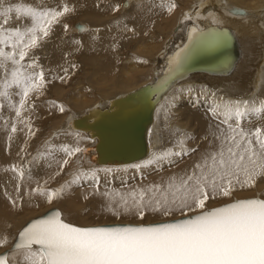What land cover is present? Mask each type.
Wrapping results in <instances>:
<instances>
[{"label":"snow or ice","instance_id":"obj_1","mask_svg":"<svg viewBox=\"0 0 264 264\" xmlns=\"http://www.w3.org/2000/svg\"><path fill=\"white\" fill-rule=\"evenodd\" d=\"M69 11L66 5L58 11L0 0V109L14 111L20 123H26L22 112L31 110L30 95H38L45 84L32 52ZM25 18L30 26H11ZM63 27L68 31L67 24ZM13 97L19 98L18 104ZM209 111L218 120L215 144L190 169L147 185L129 186L121 178L120 189L104 192L99 191V170L78 169L59 189L34 190L51 203L80 181L91 182L94 194L106 200L114 216H133L134 222L76 226L54 210L27 223L14 238L11 254H0V264H264V199L235 196L254 190L264 179V101L258 106L256 101H222ZM253 118L261 122L246 127ZM16 130L13 125L11 131ZM59 151L65 156L59 165L63 171L82 150L63 145ZM188 154L183 147L179 152L167 150L150 164L162 168ZM13 171L18 180L25 179L22 168L14 166ZM218 199L229 202L208 206ZM148 216L169 219L145 223ZM8 243L6 236L0 238V246Z\"/></svg>","mask_w":264,"mask_h":264},{"label":"bare ground","instance_id":"obj_2","mask_svg":"<svg viewBox=\"0 0 264 264\" xmlns=\"http://www.w3.org/2000/svg\"><path fill=\"white\" fill-rule=\"evenodd\" d=\"M105 1L106 0H9V2L12 4L22 3L25 5L41 8L46 6L48 8H55L58 11H62L63 7L66 5L70 11L65 13L64 16L60 17L59 19L66 21L68 16L73 13L81 19H87L91 22L95 21V25H89L82 20L74 23L73 29L75 30L76 35L70 33L68 34L67 31L64 30V24L58 28L56 25H54V29L49 35L53 38V41L49 43L50 54L48 55V49L46 47H42L39 51V54L38 52H35V50L32 52V55H34L36 58L37 64L43 69L45 84L38 95L35 93L30 95L28 103L32 105L31 109L34 107L31 111L44 110L48 112V109L52 110L53 107H57L56 109H53L52 111L49 110L50 112H48V114L53 116L56 115V117L52 118L48 115L47 117L44 116V120L41 121L42 125H46V119H50L47 121V124L52 122V125H55L56 121H59L57 116L59 117L60 114L63 113L61 111V106L57 105L58 103L56 104V102L61 99L60 96H55V94L53 95L52 91H61L62 93V83H64L66 78V80H68V78H71L74 74L73 63L76 57L73 56L77 54L75 48H79L82 52H85L84 60L86 61V64H92L90 62L91 60L97 62L98 72H100L103 67H107L105 75L106 80L108 79L107 81L111 80L113 82L112 84L115 86H120L123 82L127 84V81L122 79L125 76L122 78L114 76L120 69L119 66L121 65V62L118 63V49L123 50V48L130 47L129 44L135 40H133V36L127 35V32L130 31L132 33L133 30H135L136 33H138L137 36H140L139 46L146 44L148 46H143V51L146 55L144 57L140 56L131 61L132 66H130L131 68L126 71V75H128L127 77L129 78L128 80L133 82L137 79H140V82H137L134 86H131V84L129 85L130 87L125 86L127 88H124L126 90L123 92V94L144 84L155 83L158 77H160L163 73L164 68H166L167 60L171 58V68L169 74L167 73L165 79H163L165 81L167 80L168 83L165 84V82H162L156 87L159 89L158 86L161 87V85H166V91L160 97V100L154 107L153 120L150 124V133L148 136L150 152L145 158L128 164H92V161L96 157V147L98 143V138L96 137L97 135L90 133V131L76 129L73 127L72 122L74 119L81 117L85 112H87V110L91 108H104L108 106L110 100L118 95L113 97L111 96L110 98L107 97L108 99L106 101L96 100L90 105V107L82 110L81 103L84 101L83 97H86V95L85 93H80L78 99H82L81 101L78 100L76 103H74L75 101L68 99L70 102L69 109H71V113L66 122H64V128L65 130L70 129L84 133L83 135L85 136L83 137L89 146L84 148V144L82 145L78 138H73L67 143H63L60 141V139H57L51 141L48 145H44L45 147L39 150L37 156L41 157L40 161L37 158L38 160L35 159L36 161L34 162L29 160V163L27 158H21L23 157L21 153L19 156H17V161L23 165L22 167L25 165V179L23 180V186H20L21 188L19 193H17L16 186L10 184V182L7 184L2 179V177H4V175L8 176L5 174L6 172L9 174L8 155L9 151L13 149L9 147L13 143V137L18 135L19 139H21L30 132H28V125L26 126V123H20L16 119L14 111H10L5 106L2 109L4 113V120L3 122L1 121L2 125H0V212L4 211L9 206V204L16 207L17 211H21L23 213L27 209H40L44 207L45 204L48 205L55 202L54 199L51 203H49L47 198L39 193V199L34 200V203H32L33 201L28 202L25 198L24 199L28 203L23 204L20 201H24V199H22V195L25 194L28 196L30 191H34L36 189L34 185L37 183H47L52 186L58 177L61 176L62 171H60L59 165L63 162L65 156L63 152L59 151V149L63 145L79 147L82 150L83 156L81 158L82 163L79 168L83 169L91 166H95V168L98 167V176L100 182H104L106 180H118V182H115L121 184V178L125 180L130 178H135L134 180L141 178V173L145 172V169L160 168L155 164H150V161L156 154L163 153L162 151H167L168 148L171 147L173 148L171 151L179 152L184 145L185 147L183 148L187 150L189 154L185 155L183 158L174 157L173 159L176 161L174 164H168L165 162L163 167L184 164V170H186L190 169L191 166L196 161H198L202 153L214 147L215 141L213 132L216 128L218 120L210 113L209 108L211 106L220 104L222 101L238 100L256 101L258 106L260 101H264V0H192L189 6L186 5L187 7H184L181 13L178 15L174 14L175 16L173 15L172 7H174V3H176L177 0H165L162 3V0H146L150 5L140 7L136 6L141 2V0H117L122 2L121 4L123 8L129 7L126 11L128 16L126 15L125 18H119L118 20L114 21H112L113 19L108 20V16L113 15L112 13L114 12V7L110 3L106 4ZM183 2L185 1L183 0ZM169 9L172 10V15ZM68 23L69 22L65 24H67L69 27ZM161 23L167 28L169 26L170 27L167 31L161 29L163 30L162 32H166H164L166 36L163 38V41L161 39L162 46L158 44L160 45V48L156 49L153 43L157 39H154L155 41H150V38L153 39L154 36H150V33L145 36V34L141 32L146 29L145 27H147V30H151V28L154 27L155 29H159V33H162L160 31V28H162L160 25ZM22 25L30 26L29 19L25 18L24 20L16 21L11 26L17 27ZM80 25H82V29L79 28ZM213 26H216L215 28H228L236 39V48L238 54L233 61H228L230 66H226V69L221 70V72L226 73H211L195 70L192 71L187 78L177 83H173L178 76L182 75V64L186 60L185 58H187L188 53L193 48V46L195 45L194 47L196 48H206L205 46L212 43V39L210 37L206 38V36L208 32H213ZM193 29L196 30L195 33H193ZM155 32L156 31H154L153 34ZM82 34L86 35L81 36ZM132 35L135 34L132 33ZM156 38H158V36ZM146 42H150V44ZM116 45H120V47L118 48ZM121 54L122 53H120V55ZM37 55L44 56L45 58H38ZM129 55L130 54H128V56ZM145 60L149 64H147ZM126 61L130 60L126 59ZM109 67H112L115 70V74H113V71L109 69ZM37 71H39V69H37ZM128 82L130 83V81ZM170 83L172 84L169 85ZM50 85L52 89H50ZM79 88H81V86L78 84L74 90ZM259 89L261 90V93L256 95ZM47 93L53 96L54 99L46 103H38L39 101H37L36 97H43ZM211 94L213 95L211 96ZM212 97H214V99ZM18 99V97H13V102H17L18 104ZM88 102H86V104ZM35 105H40V109H36L37 106L35 107ZM78 108L81 110L79 113H76L75 109ZM99 115L100 113L96 112L92 116L98 117ZM22 116L26 121V117L24 116L23 112ZM51 118L53 120H51ZM260 122L261 121L258 120L255 125H258ZM173 123H177L179 125H173ZM194 123H198L199 125H194ZM5 124H7V127H5ZM13 125H15L17 129L15 132L11 131ZM181 126H184L185 130L187 126L192 129L188 144H184V142L183 144H180V139L178 143H175L176 139L181 134L179 131V127ZM76 131L71 133H79ZM26 143L27 141H25V144ZM16 155L11 156L13 158ZM24 155L26 154L24 153ZM85 156L88 158V161L86 160L83 162V158L85 159ZM70 164L71 163L66 165L64 169L69 168ZM137 165H141L142 167L137 168ZM72 166L73 165L70 167ZM125 167L128 168L123 170ZM105 169H109L111 172L106 174L104 171ZM57 172H59L58 175L56 174ZM172 174L167 175L165 178ZM9 176H13V174ZM14 176L16 181L21 182L17 178L18 175ZM145 179L146 180L144 182L140 184L137 182L136 185H147L149 178L147 179L146 177ZM130 186L135 185L133 184ZM120 188L121 186L115 189ZM110 189L112 188L110 187ZM256 189L264 190V179L258 181L254 190ZM89 190H91V188ZM99 191L104 192L103 189ZM249 191L252 190L238 191L236 193H244ZM91 194L96 200L94 202L98 210L105 211L106 213H112L108 210L107 202L101 195L94 194V191H92ZM262 194V198H264V192ZM12 200L16 201L15 205H13ZM58 200H56V202ZM221 200L223 199L210 202L214 203ZM79 212L77 213L79 214ZM68 213L67 215L69 216L70 213ZM74 214L76 213H71V216ZM79 216L81 217V215H78V217ZM21 217L22 216L19 214H14V216H12L10 219L9 216L5 214L4 220L6 221V224L1 226L0 238L6 236L10 241V236L7 234L9 231V234L11 233L12 227H14L15 224L21 220ZM149 217L153 220H159V218H162L160 216ZM4 247L5 246H0V250ZM9 247L7 246V248ZM7 248L5 247V249ZM11 251L12 250L9 251L10 254Z\"/></svg>","mask_w":264,"mask_h":264},{"label":"rangeland","instance_id":"obj_3","mask_svg":"<svg viewBox=\"0 0 264 264\" xmlns=\"http://www.w3.org/2000/svg\"><path fill=\"white\" fill-rule=\"evenodd\" d=\"M116 1L117 0H106L105 1L106 4L110 3L114 7L113 8L114 12L112 13L113 15L108 16V20H112L113 19L112 21H114V20H118L119 18L123 19L127 15L126 11L128 10L129 7L128 8H123L122 4H121L122 2L121 1L120 2L119 1L116 2ZM163 1H165V0H162L161 3ZM184 1L185 2H183V0H177L176 3H174L175 5H174V7H172L173 8L172 9L173 10V15L174 14L178 15L179 13H181L182 9L184 7H187L186 5L189 6L192 0H190V1L189 0H184ZM183 3H185V4H183ZM148 5H150V4L146 0H141V2L136 7L148 6ZM171 15H172V12H171ZM174 16H172V17H174ZM80 20L84 21L85 23H88L89 25H95L94 24L95 21L91 22V21H89L87 19H81V18H79L78 16H76L75 14L72 13V14H70L68 16L66 21L59 19V21H60L59 23H54L52 25V30L54 29V25H56V27L58 28L59 26L69 22L68 23L69 27H68L67 33L76 35L75 30L73 29V24L76 23L77 21H80ZM62 21L63 22L65 21V22L63 23ZM160 25L162 27V28H160L161 32L163 30L167 31L169 29V27H170L169 26L167 28L164 25H162V23ZM145 28H144L145 30L142 31L141 33H144L145 36L148 35L149 33H150L149 34L150 36H154L153 39L150 38V41L154 40V39H157L156 40L157 42L154 40L157 45L155 44V42L153 44L156 47V49L160 48V45L162 46L161 39L163 41V38L166 36L165 35L166 32L165 31H164L165 33L162 32L164 34L163 35L162 33H159V29H155L154 27L151 28V30L150 29L147 30V27H145ZM161 29H163V30H161ZM153 30L156 31L154 34H153V32H154ZM129 32L130 31L127 32V35L133 36L134 37L133 40H135V41H132V43L129 44L130 47L123 48V50L121 48H120L121 50L118 49V56H117V57H119L118 63L121 62V65L119 64L120 65L119 66L120 69L117 71L116 75L114 76V77H118V78H122V77L125 76L122 79L127 81L126 82L127 84H125V82H123L120 86H118V85L115 86V85L112 84L113 82L111 80L107 81L108 79L106 80V78H105L107 67H103L100 70L101 73L98 72L97 71V62L91 60L90 62L92 64H86V61L84 60L85 52H82L79 48H75V50L77 51V54L73 56V57H76V59H75V61L73 63V68H74L73 72H74V74L72 75L71 78H68V80H66L67 79L66 78L64 80V83H62L63 84V87L61 89L62 93H61V91H59V92L52 91L53 95L54 94H55V96L58 95V96H60V99H61V100H59L60 102L59 101L56 102V104L58 103L57 105H60L63 108V111H62L63 114H60L59 117L57 116L59 121H56V124L52 125L53 124L52 122L47 124V121H49L50 119H46V122H45L46 125H44V124L42 125L41 121L44 120V116L47 117V115H48V116H51L52 118L56 117V115L53 116L51 114H48V112H50L49 110H51V109H48V112H46L44 110L43 111L42 110L41 111H31L34 108L33 107L31 110H24L23 111V114L26 117V126L28 125V132H30V133H27L26 136L24 138H21V139H19L18 135L14 136L15 138L13 137V143H12V145L9 146V147H11L13 149L10 148L11 150L9 151V155H8V157H9V159H8V166H9V168H8L9 171L8 172H9V174L6 172L5 174H7L8 176L4 175V177H2V179L7 184H9V182H10V184L15 185V186H17L16 184H18V183H20V185H22V186L24 184L23 183L24 181L18 182V181L15 180V176L14 175L17 176L18 174L15 171H13V167L14 166L19 167V168H23V170H24L25 165H24V167H22L23 165H21V163L17 161V156H19L21 153L23 155V157H21V158H24V157H25V159L27 158V161L29 163L30 161L31 162L36 161L35 159H37V158L40 161L41 157L37 156L38 153H39V150L44 148L45 147L44 145H48L51 141H54V140H57V139L58 140L60 139V141H62L63 143H67V142H70V140L73 139V138H78L80 140V143L82 145L84 144V146H85L84 148H87V146H89V144H87V142H85V138L83 137V136H85V135H83L84 133H82L80 131H76V130H70V129L69 130H65V128H64L65 127V123L64 122H66L67 118L69 117V115L71 113V109H69L70 108V105H69L70 102H69L68 99H70L72 101H75L74 103H76L78 100L79 101L82 100V99H78L80 93H83V94L85 93L86 97H83L84 101H82V103H81L82 104V110H85L86 108L90 107V105L94 101H96V100L106 101L111 96L113 97L115 95L123 94V92L126 90L124 88L130 87L129 86L130 84H131V86L132 85L134 86L137 82H140V79H137L136 81H133V82H131V80H128L129 78L127 77L128 75H126V73H127L126 71L131 68L130 67V66H132L131 61L135 60L136 58H138L140 56L144 57L146 55L145 52L143 51V48L147 45L146 43L150 44V42H146L145 43L146 45H143L144 47L143 46H139V44H140V36L139 37L137 36L138 33H136V31L133 30L132 33H134L136 35L135 36V35H132L131 32L130 33ZM51 33L52 32H50V34ZM86 34H88V33H86ZM86 34H82L81 36L86 35ZM159 34H160V36H159ZM155 35H157L158 38H156L157 36H155ZM52 41H53V38L50 37V36L43 38L40 42H38V47L36 49H34L35 52H38V54H39L40 53L39 51L41 50V48L42 47H46L48 49V55H49L50 54L49 43H51ZM158 44H160V45H158ZM116 46L118 48L120 47V45H116ZM122 51H124V52H122ZM120 53H122L121 55L122 56L124 55V56L122 57L120 55ZM136 53H138V54H136ZM128 54H130V55L128 56ZM37 56H38V58H41V57L43 59L45 58L44 56H39V55H37ZM126 59H129L130 61H126ZM150 60H152V59H150ZM145 62L147 64H149L146 60H145ZM109 69H111L113 71V74H115V70L112 67H109ZM88 76H89V78H88ZM128 81H130V83ZM78 84L81 86V88H79L77 90H74V88H76V85H78ZM125 86H127V87H125ZM50 89H52L51 85H50ZM113 93H114V95H113ZM260 93H261V90L259 89L258 92L256 93V95H258ZM212 95L213 94H211V96ZM36 98H37V101H39L38 103H41V104H42V102L46 103V102L54 99V97L49 95L48 93L45 96H43V97L38 96ZM212 98L214 99V97H212ZM87 100L90 101V102H88ZM86 102H88V103L86 104ZM36 106H37L36 109H40V107H41L40 105H35V107ZM56 108L57 107H53L52 110L56 109ZM75 110H76V113H79L81 109L78 108V109H75ZM3 114L4 113H3L2 109H0V117L2 118V119L0 118V125H2V122L4 120L3 119ZM52 118H51V120H53ZM257 121L258 120L253 118L250 123H246V127H255V126H257V125H255L257 123ZM173 125H179V124L173 123ZM194 125H199V124L198 123H194ZM191 130L192 129L189 128L188 126H187L186 130H185L184 126L179 127V131L181 132V134L176 139L175 143H178L179 139H180V144H183V142H184V144H188L189 143L188 140L191 137ZM73 131H76V132H79V133H71ZM30 136H32V137H30ZM17 137H18V139H17ZM15 139H16V142H18V143L15 142ZM25 141H27L26 144H25ZM32 141H33V143H32ZM24 144H25V146H24ZM183 147H185V145ZM171 149H173V148L172 147L168 148V150H171ZM12 150H14V151H12ZM162 152H165V151H162ZM24 153L26 155H24ZM11 155L12 156L16 155V156L12 158ZM34 157H36V158H34ZM82 157L83 156H82V151H81V153H79L76 156H74L73 158H71L70 166L71 165H73V166L72 167L69 166V168L63 169V171L61 173V176H60L61 178L58 177L59 180L57 179L58 181L56 180L54 182V184L52 185L53 187L50 186L47 183H41V182L37 183L34 186L36 187V189L39 188L40 191H42V190L43 191L44 190H55V189H59L62 185H65L69 180H71L73 173L75 171H77L78 169L79 170H91V169L99 170V168L98 167L95 168V166H91V167H88V168L86 167V168H83V169L79 168V166L82 163V160H81ZM189 158H186V159H189ZM86 160L88 161V158L85 156V159L83 158V162L86 161ZM138 162H140V161H138ZM14 163L17 164V165H15ZM126 164H128V163H126ZM127 166H129V165H127ZM127 168L128 167H125L123 170H125ZM183 170H184V164L169 165V166H165V167H162V168H155V169H152V168L148 169L147 168V169L144 170L145 172L141 173V175H142L141 178H137L136 180H134L135 178H130V179H128L129 181L127 180V183H128L129 186L133 185V184L136 185L137 182L140 184V183H142V182H144L146 180L145 179L146 177H147V179L149 178L148 179V184L157 183V182H160L162 179H164L167 175L172 174V173H179V172H182ZM12 174H13V176H9V175H12ZM9 177H10V179H9ZM115 181L118 182V180H111V181L109 180V183H105V181L104 182H100L99 190H102V189L104 191H105V189L111 190L110 187L111 188H119L121 186V184H118ZM15 182H17V183H15ZM90 188H91V190H89ZM100 188H102V189H100ZM92 189H93V187L91 186V182L80 181L78 184L73 185L70 190L66 189L64 194L60 198H58L59 200L55 199V202L53 204H48V205L45 204V206L40 208V209H35L34 208L35 210L27 209L23 213L21 211H17L16 207L11 206L9 204V206L4 211L0 212V229H1V226H4L6 224V221L4 220L5 214H7L10 219L12 218V216H14V214H19L22 217H21V220L17 224H15L14 227H12L11 233L9 234L10 231L8 232L7 235L10 236L9 237L10 241L5 247L7 248V246L8 247L10 246V243L14 240V237L17 234V232L20 230V228H22V226L28 220L32 219L33 217H35L37 215H40V214L44 213L46 210H48V209H50L52 207L60 208V210L62 212V217L65 220H67L69 222H72V223H75V224H79V225L100 224V223H109V222H134V220H132V219H135L133 216H132V218H131V216H128V217L127 216H122V217L118 218V217L114 216L112 213H106L105 211L98 210L97 206H96V204L94 202L96 200L94 199V196L91 194L92 191H94ZM263 192H264L263 189H258V190L256 189V190H252V191L244 192V193H235V196L237 198L248 197V196H256V195L260 196V197H263V194H262ZM30 193L28 194V196H26L25 194L22 195V197H23L22 199L25 198L28 202L33 201L32 203H34V200H38L39 199L38 198V192L30 191ZM25 199H24V201L21 200L20 202L23 203V204L24 203H28ZM56 200H58V201L56 202ZM224 202H227V200L223 199L221 201L214 202V203L213 202H209L208 206L209 207H213V206L219 205V204L224 203ZM35 204H37V203H35ZM73 212L76 213V214L71 216V213H73ZM77 212H79V214ZM67 213L69 214V216L67 215ZM22 214H24V215H22ZM78 215H81V217L80 216L78 217ZM173 218H176V217H173ZM151 219L152 218H150L148 216V218L145 220V223L146 222H150V221L153 220V219L152 220ZM163 219H169V218H164V217L159 218V220H163ZM154 220H157V219H154ZM5 247L3 249H1L0 252L5 250Z\"/></svg>","mask_w":264,"mask_h":264},{"label":"water","instance_id":"obj_4","mask_svg":"<svg viewBox=\"0 0 264 264\" xmlns=\"http://www.w3.org/2000/svg\"><path fill=\"white\" fill-rule=\"evenodd\" d=\"M215 27L216 26H213V32H208L206 36V38L210 37L212 39V43L205 46L206 48H196L194 47L195 45L193 46L182 64V75L178 76L173 83L187 78L189 74L195 70L211 73H226L221 72V70L226 69V66H230L228 61H233L238 54L236 39L228 28ZM79 28L82 29V25H80ZM170 68L171 58L167 60L166 68H164L163 73L158 77L155 83H147L122 95H118L110 100L108 106L104 108H91L81 117L73 120L72 125L76 129L90 131V133L97 135L98 143L96 147V157L92 161V164H126L143 159L148 155L150 152L148 136L150 133V124L153 120L154 107L166 91V85H161V87L158 86L159 89L156 87L162 82H165V84L168 83L167 80L165 81L163 79H165L167 73L169 74ZM171 84L172 83L169 85ZM96 112H99L100 115L98 117H93L92 115ZM54 210L60 211L61 218L65 222L76 226L131 223L111 222L79 225L65 220L62 217L60 208L52 207L27 221L24 226L35 219L50 215ZM22 228L20 230H22ZM15 238H18V234ZM13 243L14 240L11 246L1 251L0 254L9 253L10 250H13Z\"/></svg>","mask_w":264,"mask_h":264}]
</instances>
